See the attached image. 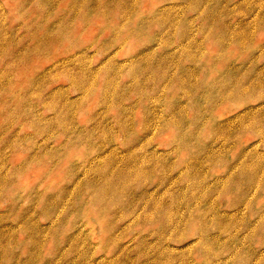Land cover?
<instances>
[{
  "label": "rangeland",
  "instance_id": "374dc122",
  "mask_svg": "<svg viewBox=\"0 0 264 264\" xmlns=\"http://www.w3.org/2000/svg\"><path fill=\"white\" fill-rule=\"evenodd\" d=\"M0 264H264V0H0Z\"/></svg>",
  "mask_w": 264,
  "mask_h": 264
}]
</instances>
